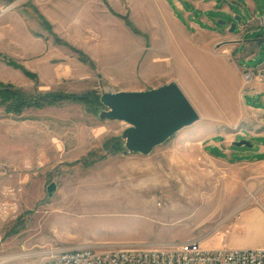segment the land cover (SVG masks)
I'll use <instances>...</instances> for the list:
<instances>
[{"label":"rangeland","instance_id":"rangeland-1","mask_svg":"<svg viewBox=\"0 0 264 264\" xmlns=\"http://www.w3.org/2000/svg\"><path fill=\"white\" fill-rule=\"evenodd\" d=\"M194 1L4 0L12 8L0 18V36L12 41L0 43V264H42L49 249L89 245L202 238V248L219 249L223 237L249 249L264 244L256 216H264V156L245 146H233L232 159L207 149L261 134L244 108L257 104L241 97L225 64L241 32L242 41L264 37V28L249 25L264 17V0L217 3L204 16L221 40L187 35L193 49L182 54L174 18L213 6ZM252 49L237 61L240 70L264 61V46ZM181 60L192 66L178 67ZM170 83L199 120L148 155H124L129 125L102 119L100 97ZM249 142L264 146L262 138Z\"/></svg>","mask_w":264,"mask_h":264},{"label":"built area","instance_id":"built-area-1","mask_svg":"<svg viewBox=\"0 0 264 264\" xmlns=\"http://www.w3.org/2000/svg\"><path fill=\"white\" fill-rule=\"evenodd\" d=\"M11 8V4L5 6L4 0H0V18ZM249 25L264 28V17L252 18ZM241 81L245 87L255 83L264 88V61L257 68L244 70ZM202 241V238H192L182 243L131 245L113 249H101V245L55 248L43 252L42 257L51 259V264H264V248L207 249L201 247Z\"/></svg>","mask_w":264,"mask_h":264},{"label":"water","instance_id":"water-1","mask_svg":"<svg viewBox=\"0 0 264 264\" xmlns=\"http://www.w3.org/2000/svg\"><path fill=\"white\" fill-rule=\"evenodd\" d=\"M239 21L236 17L228 29L229 33L234 32ZM100 103L106 109L102 112V119L129 125L122 134L124 155H148L176 132L199 120L196 111L174 83L145 92L103 94ZM233 146L251 147V144L241 140L234 142ZM54 191L55 185L51 184L47 195L50 197Z\"/></svg>","mask_w":264,"mask_h":264},{"label":"crops","instance_id":"crops-1","mask_svg":"<svg viewBox=\"0 0 264 264\" xmlns=\"http://www.w3.org/2000/svg\"><path fill=\"white\" fill-rule=\"evenodd\" d=\"M186 1V0H185ZM199 1V0H197ZM197 1H194L193 4L195 5V7H197V9H201L199 4H196ZM223 1H229L234 3V0H212L213 2V6L209 9H201V13L197 14V15H193L192 18L189 16V14L184 13L183 12V20L179 21L176 18H173L177 21V23L180 25V32L182 33V42H181V48H182V54L185 53L186 50H192L193 46L189 45L188 47L185 45V39L189 38L187 35L190 34H195V35H207L209 36V38L213 41L215 40H221V36H222V32H218L217 29L214 27L215 26V22L213 20H208L204 15L211 9L217 8V3L219 2H223ZM176 3V2H175ZM176 5L178 7L179 4L176 3ZM224 7V5H222V8ZM203 22V23H207L210 24L211 27L207 28H203L201 27L199 24ZM2 25H0V34L2 32H4V30L2 29ZM244 31L243 33L241 32V34H239V36L237 37V39H232L231 42H236L232 45H227V48H230V52H229V56H231V59H228V61H226L227 63L225 64L227 68H229L231 70V72H233L236 81H238L240 88H241V97L243 95L248 96V98L250 99V101H252L253 103H256L257 106H245L244 104V108L246 110L247 113L252 114L257 116L258 118L254 121V123H252L253 125H257L258 127L261 128V134L258 135H250V136H245V140H247L249 142L250 139H256V138H262L264 139V88L259 85V84H251L249 86H243L242 82H241V74L244 70L246 69H242L240 70L237 66V61H239L241 58H249L251 55H253L254 49H252V46H264V37L259 36L256 40L253 41H242V37H243ZM12 41V38L7 37V36H0V43H2L3 41ZM230 42V41H229ZM206 44V43H205ZM202 43V48L203 49H208V45ZM244 47V52L240 55L234 56V52L237 49H241ZM196 49H201V47H197ZM189 52V51H188ZM197 58V57H196ZM186 60V58H184ZM185 60H181L182 62H180L178 64V67H181L182 69H185L186 65H191L190 61H188L187 63L185 62ZM196 62V61H195ZM198 63V62H196ZM192 66V65H191ZM187 70V69H186ZM184 80V79H183ZM257 122V123H256ZM250 143V142H249ZM232 146L227 147L226 149H222L219 145V143L216 142H211L209 144V147L207 149H211L212 151H215L216 153H218V155H226L228 154L230 156V158H233V155L235 154L234 151H232ZM253 145L251 144L252 150L250 151L251 154L253 155H257V156H264V146L257 144V146L253 149ZM244 154V153H243ZM264 159V157L262 158ZM260 159V160H262ZM260 160H256V161H260ZM243 161V160H240ZM248 162V161H247ZM251 162V161H249ZM257 213V217L258 219H260L262 222H264V216L260 213V212H256ZM203 242V241H202ZM159 243H168V242H153V243H149V244H159ZM244 242L243 240H238L235 237H232L230 239H227L226 237L221 238L218 241V245L217 247L219 248H230V249H249L247 247L244 246ZM256 248H264V244L259 245V246H254L251 249H256Z\"/></svg>","mask_w":264,"mask_h":264},{"label":"bare ground","instance_id":"bare-ground-1","mask_svg":"<svg viewBox=\"0 0 264 264\" xmlns=\"http://www.w3.org/2000/svg\"><path fill=\"white\" fill-rule=\"evenodd\" d=\"M42 264H51V259H48L47 261H45L44 263Z\"/></svg>","mask_w":264,"mask_h":264}]
</instances>
